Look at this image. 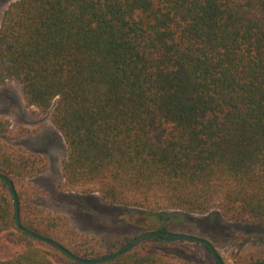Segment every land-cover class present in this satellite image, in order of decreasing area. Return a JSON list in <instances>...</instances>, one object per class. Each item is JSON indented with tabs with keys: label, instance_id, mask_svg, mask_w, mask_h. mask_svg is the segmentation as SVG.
Returning a JSON list of instances; mask_svg holds the SVG:
<instances>
[{
	"label": "trees",
	"instance_id": "1",
	"mask_svg": "<svg viewBox=\"0 0 264 264\" xmlns=\"http://www.w3.org/2000/svg\"><path fill=\"white\" fill-rule=\"evenodd\" d=\"M9 81L64 138V192L264 227V0H16L0 26V87ZM11 130L0 116V136ZM48 170L46 157L0 138L22 227L89 260L137 238L84 235L35 205L29 180ZM2 233L25 248L0 264H82L18 227L0 179ZM184 241L149 238L99 264H192L162 250Z\"/></svg>",
	"mask_w": 264,
	"mask_h": 264
},
{
	"label": "rangeland",
	"instance_id": "2",
	"mask_svg": "<svg viewBox=\"0 0 264 264\" xmlns=\"http://www.w3.org/2000/svg\"><path fill=\"white\" fill-rule=\"evenodd\" d=\"M16 0H0V26L4 14ZM0 116L12 123L10 134L1 135L8 144L23 147L47 158L49 170L29 184L38 194L33 203L66 216L72 226L84 235L103 241L134 238L163 228L174 235H191L210 241L225 264H234L246 255L264 254V227L242 222H227L219 211L207 215H189L181 211L151 213L137 208L107 205L99 195L82 196L66 193L62 160L67 146L61 133L50 120V114L41 115L36 108H28L20 84L9 81L0 87ZM28 129L30 133L20 132ZM23 245L7 241L0 234V260L9 259L24 250ZM172 258L184 259L192 264H217L211 251L203 244L186 240L176 248H163ZM57 264H67L57 261Z\"/></svg>",
	"mask_w": 264,
	"mask_h": 264
},
{
	"label": "water",
	"instance_id": "3",
	"mask_svg": "<svg viewBox=\"0 0 264 264\" xmlns=\"http://www.w3.org/2000/svg\"><path fill=\"white\" fill-rule=\"evenodd\" d=\"M0 179L5 180L6 182H8L10 184V188H11V192L14 198V203L16 206V218H17V224L18 227L26 232L27 234H29L30 236L37 238L43 242L52 244L54 246H56L58 249H60L62 252H64L65 254H67L68 256H70L71 258H73L76 262L82 263V264H99V263H103L105 261L114 259L120 255L125 254L126 252H128L129 250H131L132 248H134L138 243L149 239V238H158L161 240H165V241H169V242H177V241H181V240H189V241H193V242H198L201 244H204L206 246H208L211 250V252L213 253L216 261L219 264H225L223 258L220 256V254L217 252L216 248L213 246V244L205 239L202 238H198L195 236H191V235H184V234H178V235H174L172 237H164L162 236L160 233L158 232H150V233H146L143 235L138 236L137 238H135L133 241H131L130 243H128L126 246H124L123 248H121L120 250L114 252L113 254H110L108 256L102 257V258H96V259H83L80 257L75 256L74 254H72L70 251H68L66 248H64L63 246H61L59 243L48 239L46 237L40 236L38 234H36L35 232L31 231L28 228H24L21 226L20 224V212H19V205H18V196L16 194L15 191V187H14V183L12 182V180H10L8 177H6L4 174L0 173Z\"/></svg>",
	"mask_w": 264,
	"mask_h": 264
}]
</instances>
